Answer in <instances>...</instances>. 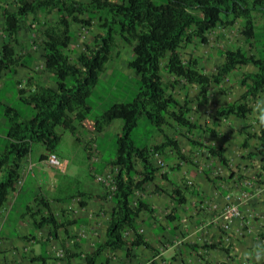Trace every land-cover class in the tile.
Wrapping results in <instances>:
<instances>
[{
	"label": "trees",
	"instance_id": "1",
	"mask_svg": "<svg viewBox=\"0 0 264 264\" xmlns=\"http://www.w3.org/2000/svg\"><path fill=\"white\" fill-rule=\"evenodd\" d=\"M255 14L264 17V0H14L11 9L2 10V31L11 40L0 47V82L5 72H14L19 66L31 69L33 57L30 54L20 56L16 46L19 43L18 33L23 29H33L35 24L36 30L44 37L43 72L52 74L50 79L55 87H36L29 77L26 83L33 85V91L25 96L26 91L19 89L21 101L32 106L35 111L31 120L22 119L15 108L5 107L9 130L5 150L0 153V211L6 206L11 194L26 188L22 162L31 159L36 144H43L48 154H56L61 144L59 129L77 137L78 128L93 113L89 99L101 76L107 72V64L121 56L119 43L124 49L132 50L126 70L135 74L139 92L131 102H117L94 117L92 137L84 149L88 156L95 157L101 153L98 135L114 121L122 124L116 135L114 156L108 164L117 168V173L108 183L104 175L100 174L103 170L94 174L93 179L101 180L100 185L106 189L114 183L115 190L107 195L112 196L114 207L105 230V241L96 244L94 250L85 255V264H106L108 260L103 263L99 260H103L108 252L126 250L129 257L133 249H151L137 220L142 212L153 213V210L143 200L138 199L133 205L132 198L135 192H144L145 184L151 182L158 172L153 162L156 153L164 154L168 148H172L178 159L198 168L197 163L184 155L165 131L172 126V122L189 131L201 130L200 125L188 117L192 112L191 102L181 104L170 92L175 89L177 80L196 86L199 90L198 100H206L211 89L221 86L226 76L243 64L251 65L254 70L243 73L240 78L245 91L237 102L216 111L213 124L215 126L218 121L231 115L243 121L253 116L255 126L244 127L241 132L258 141L260 147L256 148V154L264 162V123L261 122L264 117L254 111L251 105L264 92V26L256 24ZM50 15L56 16V21L50 22ZM239 21L242 23L241 34L247 43H253L255 53L249 54L241 47L220 51L223 62L215 74L204 73L198 68L195 59H184L182 56L181 48L192 45L195 40L206 44L211 33L219 31L223 36L221 30ZM77 28H95L96 33L85 40L82 51L73 58L67 49L71 42L78 39ZM110 73L107 78L109 81L114 70ZM165 75L169 77V82L165 80ZM17 84L21 85L22 82L18 81ZM142 119L159 131L163 142L136 146L132 133ZM256 127V132L248 133V130ZM206 131L210 136L217 137L215 130L206 128ZM189 143L192 147L202 146L192 140ZM207 149L222 165L228 164L225 148L207 146ZM57 156L61 159L58 152ZM139 165L141 170L138 169ZM162 176L167 179L165 174ZM185 190L189 191L188 186ZM175 192L182 196L181 191ZM76 196L81 199V207L87 206V200L91 197L78 192L70 198ZM184 201L185 198H180L179 203ZM34 202L39 211L33 212L28 205L25 215L30 217L35 228L48 227L56 239L58 232L67 224L77 223L71 220L59 222L50 201L42 197L37 196ZM41 209L45 210V215H41ZM129 231L133 234L132 239L125 236ZM61 249L62 260L67 264H73L72 260L79 258L77 253L72 254L66 249L64 241H61ZM32 260L47 264L50 257L40 256Z\"/></svg>",
	"mask_w": 264,
	"mask_h": 264
},
{
	"label": "crops",
	"instance_id": "2",
	"mask_svg": "<svg viewBox=\"0 0 264 264\" xmlns=\"http://www.w3.org/2000/svg\"><path fill=\"white\" fill-rule=\"evenodd\" d=\"M11 5H13L11 0H0L1 44L11 40L9 35L2 31L4 24L2 10L4 8L11 9ZM48 18H51L50 22L57 19L56 16L51 15ZM92 30L82 28V31L76 34L78 39L71 42L67 49V53L71 57L75 58L82 51L83 39L91 38V34H94ZM18 38L20 42L18 48L16 47L17 54L20 56L30 54L33 57V62L31 69L19 66L14 71L21 75V81L25 82V79L31 77L34 84L46 87L45 84L38 83V77L43 73L45 67L44 37L40 31L36 30L34 24L33 29L21 30ZM128 61L123 62L124 66ZM39 65L40 67H38ZM126 74L134 73L131 70H126ZM51 76L52 74L48 76L50 82H52ZM182 82L184 89L193 87L198 90L196 86L189 85L184 80ZM52 84L47 87H55V83L52 82ZM213 91L211 89L207 99L200 100V102L207 103ZM190 102L193 111L194 103ZM251 105L254 111L261 113L264 117V92L259 94L258 99ZM220 107L223 105L220 104L216 111ZM227 119L234 121V123H229V128L233 129L225 127L228 123H222ZM84 123H87V120ZM113 123L118 128L121 126L120 121ZM198 124L205 132L206 128L215 130L217 137L210 136L204 141L194 139L202 142L205 147L225 148L228 164L222 165L206 149L195 150L188 147L189 150H193V161L201 163V168L197 169L178 160L175 153L168 148L164 155L168 162L166 170L158 172L151 182L145 184L144 192L135 197L146 201L153 210V213L142 212L137 220L138 227L151 245V249H133L129 257L126 250L108 252L99 262L103 263L108 260L106 264H264V185L242 179L240 175L234 173L238 166L241 168L239 171L241 174L252 177L259 176L260 181H264V162H262V157L256 154V148H259L260 145L257 140L249 139L248 135L241 132L244 127L255 126L253 116H249L247 121L239 120L234 115L227 116L218 121L215 126L213 123ZM172 127L177 128L176 132L180 130V127L175 124ZM257 130L256 127L253 130H248V133ZM169 136L179 143L177 135H172L169 132ZM184 151L185 149H183ZM29 161H31L30 158L22 162L24 176L28 173ZM33 163L36 168L39 167L37 162ZM41 163L44 164L42 161ZM42 170L45 169L42 168ZM100 174L110 176L107 165ZM163 174L167 179L162 176ZM47 175L49 176V174ZM186 185L189 191L185 190ZM23 190L16 195H11L5 208L0 211V264H38L32 259L40 256L50 257L47 264H67L62 260L61 241H64L66 249L72 254L79 255V258L72 260L73 264H85V255L92 252L96 244L105 241V230L114 207L113 199L107 196L109 189L98 185L96 181L92 188L85 187L81 192L91 195L85 207L80 206L81 199L77 196L70 198L69 195H58L56 201L65 199L60 203L62 210L66 211L59 215L54 207L56 202L43 196L45 200L50 201L52 211L59 222L77 221L76 224H67L61 229L58 232V239L52 236L48 227L35 228L29 220V216L25 217V214L11 227L10 216L21 201ZM176 190L181 191L182 196L176 194ZM180 198H185L182 204L179 203ZM34 201H29L27 206H31L33 212L39 211ZM204 201L211 203L210 209L214 205L218 209L214 211L209 208L205 209L202 207ZM230 202L238 204L241 217L231 222L230 232L226 233L222 228L224 219L220 216V212ZM22 206L18 207L19 211L23 209ZM45 214V210L41 209V215ZM8 227L10 231H7ZM127 235V238H133L132 233H127ZM228 235H231L229 241L227 240ZM3 261H7V263H3Z\"/></svg>",
	"mask_w": 264,
	"mask_h": 264
},
{
	"label": "rangeland",
	"instance_id": "3",
	"mask_svg": "<svg viewBox=\"0 0 264 264\" xmlns=\"http://www.w3.org/2000/svg\"><path fill=\"white\" fill-rule=\"evenodd\" d=\"M81 1L86 2L88 0ZM118 1L120 2L121 0ZM13 2L14 0H11V4H13ZM254 18L258 26H264V17L259 14H255ZM48 19L50 20L51 18ZM241 27L242 23L239 21L232 27L221 30L223 32V36L219 34V31L211 33L208 36L206 44H202L198 40H195L192 45L181 48V54L184 59H189L190 57L195 59L199 64L198 68L204 73L215 74L217 72V68L223 62V57L219 54L220 51L241 47L249 54L255 53V50L252 48L253 43H247L245 38L242 36ZM81 31L82 29H76L77 34ZM92 31L96 33V29H93ZM17 39L18 42H20L18 36ZM84 42L85 39H83V43ZM3 44L4 43L1 44L0 42L1 47ZM119 51L121 56L114 58L109 65L107 64V72L101 76L98 85L95 87L93 94L89 99V104L93 107V113L88 117L87 123H84V125L80 127L81 129L78 128L79 132L77 137H74L69 131H62L61 129L58 130L59 134H61V144L59 145L57 152L61 155L60 157L64 163V168L62 170H56L42 164L40 160H42L43 156L46 157L48 155L47 151L41 143L36 144L33 147L31 161H29V163L37 162L39 167L33 168L35 176L30 174V176L28 175L25 180L27 184L26 188L23 190L21 201L10 216L11 227H13L16 222L21 219L22 215L25 214L27 203L32 200L34 201L35 196L42 198L44 196L48 200H54L56 202L54 203L56 213L58 215L59 213L63 214L62 204L60 201H56L58 195L71 196L81 192L85 187L92 188L95 181L93 180L95 172L98 174V172H101L105 166L111 162V158L114 156V151L116 149V135L120 132V127L118 128L115 123L108 126L101 135L97 134L99 138L97 143L98 145H102L101 147L99 146L101 150L100 154L98 153L95 157L92 155L88 156L84 149L86 148L87 142H89L92 137L94 117L102 114L106 109L117 102H131L139 92V82L136 79L135 74H131L130 76L126 74L127 66H124L123 63L132 57V50L124 49L122 47V43H119ZM122 66H124V68H122ZM38 67H40V65ZM112 70H114V73L109 81L107 78L109 74H111L110 72ZM253 70L254 69L251 65L243 64L238 70L226 76L222 81L221 86L213 88L214 91L210 94V98L207 103H201L198 101V90H196V88L186 87L185 90L182 85V80H177L175 89L170 90V92H172L182 104H184L187 100L193 101V111L190 112L192 122H196L198 118V123H213L216 119V108L219 107L220 104L226 106L229 103L238 101L242 93L245 91V88L240 84L241 75ZM20 76L21 75L16 74L15 71H8L5 75H3L0 82V153L5 150L7 144V133L9 130V122L5 115V107L10 106L15 108L24 120H31L35 116L33 107L21 101L19 89H24L26 91L25 96H28L30 92L33 91V85L35 86L36 84L32 81L33 85L29 86L26 83V79L25 82L20 80ZM48 76L49 74L44 72L41 73L38 77V83L45 84L46 87L53 85ZM168 78L169 77L165 75V80ZM18 81H21L22 84L18 85ZM167 81L169 82V79ZM37 86L38 85H36V87ZM222 123H228L225 127L229 128V123H234V121L227 119L226 121H222ZM176 129L177 128L168 127L165 131L168 135L170 132L172 135L178 136L179 143H177L182 150L185 149L184 154L188 157H193L194 154H191L193 150H189L188 148L190 147V139L195 140L194 138H197V140L199 139L200 141H204L205 139L210 138V135L206 133L202 127L201 130L194 129L191 131L185 130L181 127L180 130L178 129L179 131L176 132ZM182 131L185 133L183 134ZM77 138L79 140H77ZM162 138L163 137L159 131L145 119H142L139 122V126L132 133V139L134 140L136 146L139 147L159 143ZM191 149H206V147L204 146V148H199L196 146L194 148L191 147ZM162 160L164 162L163 158ZM42 168L45 170H42ZM108 168H110V165H108ZM240 170L241 168L236 166L234 173L240 175L242 179L244 178L245 180L255 182L259 180L258 176L252 177L247 174H241L239 172ZM47 174H49V176ZM97 184L99 185V182ZM14 194L15 193H13L12 196ZM23 204L25 206H22ZM19 206H22L23 208L21 211L18 209ZM7 231H10L9 227L7 228ZM3 263H7V261H3Z\"/></svg>",
	"mask_w": 264,
	"mask_h": 264
},
{
	"label": "clouds",
	"instance_id": "4",
	"mask_svg": "<svg viewBox=\"0 0 264 264\" xmlns=\"http://www.w3.org/2000/svg\"><path fill=\"white\" fill-rule=\"evenodd\" d=\"M188 101V100H187ZM180 102V101H179ZM186 102V101H185ZM181 103V102H180ZM182 104V103H181ZM188 117H189V119L191 120V118H190V113H189V115H188ZM261 122L262 123H264V119H262L261 120ZM195 123H197L198 124V120H196V122ZM173 124H175L174 122H172V126H173ZM176 125V124H175ZM171 126V127H172ZM178 126V125H177ZM178 127H180V126H178ZM181 128V127H180ZM183 128V127H182ZM201 128V127H200ZM167 129V128H166ZM185 130H187L186 128H184ZM194 130V129H193ZM198 130V129H197ZM191 131V130H190ZM207 132V131H206ZM208 133V132H207ZM173 139V138H172ZM190 140H192V139H190ZM192 141H195V140H192ZM161 142H163V138H162V141ZM160 142V143H161ZM176 143H177V141H175ZM197 142V141H196ZM156 144H159V143H156ZM178 144V143H177ZM202 144V143H201ZM179 145V144H178ZM189 145H190V143H189ZM180 147V146H179ZM190 147H192L191 145H190ZM181 148V147H180ZM194 148V147H193ZM199 148H204V145L202 144V146L201 147H199ZM171 149V151H173L172 150V148H170ZM206 150H208L207 149V147H206ZM174 152V151H173ZM166 153V152H165ZM165 153L164 154H160V153H156L155 155H154V158H153V162H154V164H155V166L158 168V172H164L165 170H166V168H167V164H168V162H167V159L166 158H164V155H165ZM182 153L184 154V152H183V150H182ZM51 154H54V153H49L47 156H46V158H44V159H42V160H40V162L42 161V162H44V164L45 165H47V166H49V167H51L48 163H47V159H48V157L51 155ZM191 154H192V152H191ZM57 155V154H56ZM185 155V154H184ZM175 156H176V154H175ZM162 158L164 159V162H163V160H162ZM176 158H177V156H176ZM191 158H193V157H191ZM29 159V158H28ZM60 159V158H59ZM166 159V160H165ZM178 159V158H177ZM61 160V159H60ZM178 160H180V159H178ZM193 160V159H192ZM181 161V160H180ZM61 162H62V164H63V166H62V168H59V169H56V168H53V167H51V168H53V169H56V170H62L63 168H64V163H63V161L61 160ZM183 162V161H182ZM195 162V161H194ZM184 163V162H183ZM196 163V162H195ZM186 164V163H185ZM187 165V164H186ZM197 165H198V168H201V166L197 163ZM190 166V165H189ZM36 166H35V164L33 163V162H31L30 163V165H29V168H28V173H27V175L29 174H33L34 175V172H33V168H35ZM192 167V166H191ZM107 168H108V164H107ZM169 168H171V167H169ZM195 168V167H194ZM197 168V169H198ZM139 170H141V166L139 165V168H138ZM117 168H115L114 166H111L110 165V168H108V174L109 175H111V176H108V175H104V179L107 181V183H108V180L114 175V174H116L117 173ZM157 172V173H158ZM156 173V174H157ZM155 174V175H156ZM27 175H25L26 177H27ZM164 175V174H163ZM24 176V181L26 180V177ZM259 177V176H258ZM262 178V177H261ZM97 183L98 182H100L101 180H95ZM255 182V181H254ZM256 183V182H255ZM100 184V183H99ZM256 184H263L264 185V181H260V179H259V183H256ZM109 185V184H108ZM186 187H187V185H186ZM115 190V186H114V183L113 184H111V185H109V191H107V193L109 194L110 193V191L111 192H113ZM263 192H264V188H263ZM15 193V192H14ZM18 193V190H16V193L14 194V195H16ZM139 193H142L141 191H137V192H135V196L132 198V204L133 205H135L136 204V201L138 200V199H136L135 197H136V195H138ZM12 195V194H11ZM111 198H112V196H110ZM8 203V202H7ZM7 205V204H6ZM229 205H237L238 206V204H236V202H230V203H228L222 210H221V212H220V216L222 217V219H224V217H223V212H224V209L227 207V206H229ZM37 206V205H36ZM211 206V203L210 202H208V201H204V203H203V205H202V207H204L205 209H208L209 207ZM5 208V207H4ZM3 208V209H4ZM238 208H239V206H238ZM210 209V208H209ZM216 209H218V207L217 206H212L211 207V211H214V210H216ZM38 210H39V208H38ZM239 211H240V209H239ZM35 212V211H34ZM240 214H241V212H240ZM27 216V215H26ZM241 217V216H240ZM239 217V218H240ZM236 219H238V218H236ZM29 220H30V217H29ZM234 220V219H233ZM232 220V221H233ZM31 221V220H30ZM231 221V222H232ZM224 223H225V220H224ZM223 223V224H224ZM231 224V223H230ZM224 225H222V228H223V230H224V227H223ZM225 231V230H224ZM226 233H229L230 232V228H229V230L228 231H225ZM127 233H131L130 231L129 232H127ZM127 233L125 234V236L126 237H128V235H127ZM53 236V235H52ZM54 237V236H53ZM230 237H231V235H230ZM62 253H63V251H62ZM38 263V262H37Z\"/></svg>",
	"mask_w": 264,
	"mask_h": 264
},
{
	"label": "built area",
	"instance_id": "5",
	"mask_svg": "<svg viewBox=\"0 0 264 264\" xmlns=\"http://www.w3.org/2000/svg\"><path fill=\"white\" fill-rule=\"evenodd\" d=\"M47 163L56 169L62 168L63 164L59 157L56 154H51L48 159ZM241 216L239 208L237 205H229L224 209L223 217L225 220V223L223 224L224 230L228 231L230 228V223L233 219L239 218ZM227 240H231L230 235L227 236Z\"/></svg>",
	"mask_w": 264,
	"mask_h": 264
}]
</instances>
